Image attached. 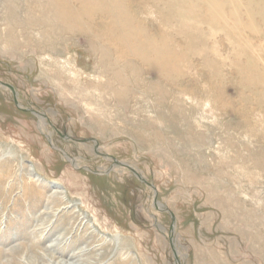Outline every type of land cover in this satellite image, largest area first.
<instances>
[{
  "label": "rangeland",
  "instance_id": "1",
  "mask_svg": "<svg viewBox=\"0 0 264 264\" xmlns=\"http://www.w3.org/2000/svg\"><path fill=\"white\" fill-rule=\"evenodd\" d=\"M168 1L0 0V264H264V0Z\"/></svg>",
  "mask_w": 264,
  "mask_h": 264
},
{
  "label": "bare ground",
  "instance_id": "2",
  "mask_svg": "<svg viewBox=\"0 0 264 264\" xmlns=\"http://www.w3.org/2000/svg\"><path fill=\"white\" fill-rule=\"evenodd\" d=\"M51 4L49 5V8L55 12V16H56V19L57 20H60V23L62 24V29L64 31H69L71 28H79V24L80 22L84 19H87L91 16H93V14L91 13V7L96 4L98 1L99 2H103L104 4H102L101 6L97 4L98 6V9H102V10H98V11H102V13H108V16L106 18V21L102 20V21H99V25L101 24V26L99 27H102L103 30L105 31H101L100 30V34L101 32H103V34L106 32V36H109L112 40L116 41V42H120L122 45L125 46V50L123 52H121L122 55H127L129 54L128 52H133L134 54V49L135 47L138 49L136 51H140L141 49H139V46H141L144 50H148L151 48V49H156V48H153L155 45L154 43V40L150 39V37L146 36L143 38V40L141 41L140 40V43L139 41L137 42V45H132V47L128 46L130 45V42L131 40L133 39H136L137 37L139 38V35L135 38L134 36H132V33L128 32L127 28L125 27V23H126V18L125 19H122L126 16L123 17V12H121L119 9L120 5L118 4V1L120 2V0H51ZM71 1L73 2H77L79 3V7H76L74 8L73 6H71ZM157 1V0H156ZM172 1L173 0H169L168 1V6H169V9H173L172 7ZM191 1V0H190ZM212 1V0H211ZM155 2V1H153ZM213 2V1H212ZM121 4V2H120ZM178 3H176L177 5ZM213 4V3H212ZM122 5V4H121ZM210 6V5H209ZM218 7V5H215ZM214 8V7H213ZM93 9V7H92ZM220 9V8H219ZM50 10V11H51ZM213 10V9H212ZM170 11V10H169ZM172 11V10H171ZM173 11H176V13L178 12L179 14L181 15H184V16H194L195 13H183L181 12V10L177 9V10H173ZM210 11V10H209ZM208 11V12H209ZM216 11V10H215ZM93 12V10H92ZM192 12V11H191ZM95 13H98L95 11ZM216 13V12H214ZM213 13V14H214ZM178 14V15H179ZM209 14V13H208ZM104 15V14H103ZM176 15V14H175ZM180 16V15H179ZM215 16V15H214ZM106 17V16H105ZM195 18V16H194ZM206 18H209V17H206ZM211 18V17H210ZM125 21V23H123ZM129 21V20H128ZM201 22V21H200ZM93 23V22H92ZM127 26L129 25V28H130V24H126ZM119 28V29H118ZM140 32V31H138ZM138 34V33H137ZM145 34V33H144ZM140 35H143V34H140ZM144 36V35H143ZM142 37V36H141ZM140 37V38H141ZM139 38V39H140ZM135 41V40H134ZM132 41V43L134 42ZM136 42V41H135ZM134 42V43H135ZM131 43V44H132ZM159 43V42H158ZM157 43V44H158ZM118 44V43H117ZM128 49V50H127ZM143 50V56L144 54H146ZM127 51V52H126ZM156 51V50H155ZM141 52V51H140ZM136 53V52H135ZM139 53V52H138ZM142 53V52H141ZM132 54V53H131ZM157 54V53H156ZM159 54V53H158ZM138 55V54H137ZM120 56V55H119ZM124 56V57H125ZM128 56V55H127ZM130 56V55H129ZM133 56V55H132ZM139 56V55H138ZM142 56V54H141ZM148 56V55H146ZM150 56V55H149ZM151 57V56H150ZM141 58V57H140ZM148 59V58H147ZM150 59V58H149ZM146 60V59H145ZM153 60V59H152ZM149 61V60H148ZM162 61V60H161ZM248 73V72H247ZM157 205V204H156ZM158 207H160L158 205Z\"/></svg>",
  "mask_w": 264,
  "mask_h": 264
}]
</instances>
